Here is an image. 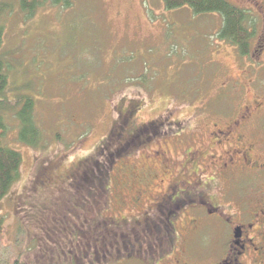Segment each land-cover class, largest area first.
<instances>
[{
  "label": "rangeland",
  "instance_id": "obj_1",
  "mask_svg": "<svg viewBox=\"0 0 264 264\" xmlns=\"http://www.w3.org/2000/svg\"><path fill=\"white\" fill-rule=\"evenodd\" d=\"M2 1L14 6L0 18V57L10 67L6 95L34 98L42 138L37 148L22 144L15 115L1 114L3 143L23 161L19 181L0 203V258L6 264H92L91 258L144 264L149 254L157 263L161 250L147 253L136 242L158 243V234H147L149 222L138 223L146 213L131 211L147 181L163 177L162 159L153 152L168 151L175 163L198 139L205 141V125L227 110L228 77L242 80L240 67L258 59L243 61L218 38L221 16L168 11L163 0H70L71 8L48 5L28 19L15 0ZM228 1L249 12L253 41L264 34L256 4ZM127 129L147 136L161 131L155 132L161 139L147 143L152 156L125 143ZM163 131L200 136L181 144ZM125 166L132 171L119 175ZM104 234L110 250L101 260L94 253L105 247Z\"/></svg>",
  "mask_w": 264,
  "mask_h": 264
},
{
  "label": "flooded vegetation",
  "instance_id": "obj_2",
  "mask_svg": "<svg viewBox=\"0 0 264 264\" xmlns=\"http://www.w3.org/2000/svg\"><path fill=\"white\" fill-rule=\"evenodd\" d=\"M244 1L256 4L264 14L261 0ZM257 38L249 54H239L246 62L258 59L257 65L240 67V81L228 77L226 112L205 125L206 140L198 139L181 161L172 163L167 157L171 153L153 152L147 145L161 139L156 134L161 131L150 136L143 130L126 131L125 143L139 146L149 156L153 152L164 166L158 183L147 181L144 194L132 202L133 209L146 213L138 223L149 222L147 234L161 238L151 245L136 242L147 253L161 250L157 263L148 254L144 264H264V34ZM163 134L181 144L200 136L190 138L183 131ZM132 169L125 166L119 175ZM204 231H209L208 238L199 235Z\"/></svg>",
  "mask_w": 264,
  "mask_h": 264
},
{
  "label": "trees",
  "instance_id": "obj_3",
  "mask_svg": "<svg viewBox=\"0 0 264 264\" xmlns=\"http://www.w3.org/2000/svg\"><path fill=\"white\" fill-rule=\"evenodd\" d=\"M15 1L18 3V9L26 17V19L33 17L40 9H43L48 5L52 7H62L64 9L71 8L72 6L70 0ZM163 3L168 11H177L184 8H189L192 13L198 17L211 14H217L221 16L223 24L217 35L218 38L233 46L237 50L238 54H240L242 57L249 54L252 41L256 33H252L250 30H248L247 26H250V16L248 11L232 5L228 0H163ZM12 8H14L12 4L4 1L0 2V18L5 14L6 11L11 10ZM3 33V27L0 23V48L3 44ZM9 68V65L6 64L2 57H0V203L10 193L14 185L19 181L21 165L23 161L22 155L19 152L6 147L3 143L7 125L4 116L1 114L13 113L15 115V118L19 123V141L22 144L37 148L42 138L35 118L36 108L34 98L29 95H22L21 93V95H18V97L15 99L10 100L9 96L6 95V91L10 84L8 76ZM150 128V126L144 127L143 130ZM119 130L120 129H116V132L114 133L115 135L112 137L113 139H115L116 133ZM104 153L105 151H100L99 155ZM105 155L106 153L104 156ZM101 162L104 161L101 159ZM104 168L105 165H99V171L102 172ZM82 190V186H79L78 191ZM101 191H103L105 195L109 194V189L107 192L106 189L102 187ZM3 228L4 222L0 217V235L2 234ZM159 238L160 237L158 234V239H156L157 242H159ZM113 239L115 238L113 237ZM100 240L104 241L103 244L105 247L99 250L101 253L94 254L101 256L102 260L104 259L102 256L104 254V256L107 255V250L105 249L110 250V247H107L109 242H106L108 240L106 239L105 234L101 235ZM124 245H126L128 249L130 248L129 242H125ZM90 261L92 264H94V260L92 258ZM0 264L6 263L0 258ZM12 264H19V260L16 259V261H14Z\"/></svg>",
  "mask_w": 264,
  "mask_h": 264
}]
</instances>
